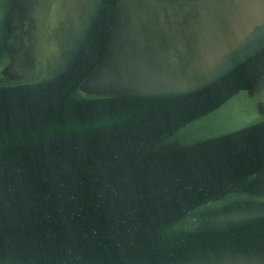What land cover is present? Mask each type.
Returning a JSON list of instances; mask_svg holds the SVG:
<instances>
[{"label":"water","instance_id":"obj_1","mask_svg":"<svg viewBox=\"0 0 264 264\" xmlns=\"http://www.w3.org/2000/svg\"><path fill=\"white\" fill-rule=\"evenodd\" d=\"M0 264H264V0H0Z\"/></svg>","mask_w":264,"mask_h":264}]
</instances>
